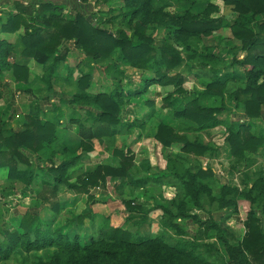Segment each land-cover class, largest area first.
Wrapping results in <instances>:
<instances>
[{"label":"trees","instance_id":"16d2710c","mask_svg":"<svg viewBox=\"0 0 264 264\" xmlns=\"http://www.w3.org/2000/svg\"><path fill=\"white\" fill-rule=\"evenodd\" d=\"M222 1L225 5L232 6L240 15L231 29L233 36L242 43V50L247 52L244 62L240 64L249 68L244 72V80L241 82L235 77L221 76L211 67L218 62V55L215 53L200 55L202 67L197 71L203 75L210 73V81L204 94L221 96L222 99L231 101L234 107L242 105L245 108V120L224 123L231 155L236 159L237 165H243L247 161L248 152L256 153L259 148L264 147V125L258 132L252 131L256 128L254 121H264V21L260 19L264 15V0ZM123 2L125 17L130 23H134L131 33L122 29L112 33L83 13L67 19L63 14L64 5L53 2H43L39 7L33 3L28 6L17 3L18 13H10L2 19L1 30L3 33H16L23 29L20 35V55L24 62L16 61L15 58L12 64L15 48L7 41L0 40V77L10 68L16 83L29 84L32 78L29 63L33 61L42 68L40 80L46 86V91L53 93L58 70L67 59V44L70 42L90 60H106L119 50L122 59L131 66L143 70L152 69L154 76L144 78L143 84L132 93L124 92L122 86L111 93H85L90 86L91 75H84L78 81V87L83 92L74 95L71 102L81 108H90L96 114L89 111L86 119L71 116L68 128H78V136L86 152L92 150L87 145L95 140L108 136L116 141L118 132L122 131L114 133L113 127L122 129L126 125L129 130L132 129L136 123L124 122L120 115L125 99L128 96L143 97L153 85L176 87L163 101L172 119L183 120L187 130L199 133L219 126L217 117L224 107H201L197 99L184 106V98L179 97L187 92L183 87L186 78L182 75L171 76L168 72L182 65L184 57L182 51L171 44L163 45L160 50L154 47V39L147 32L148 24L158 15V12H154V0ZM210 8L216 13L219 11L216 6ZM174 24L177 28L170 32L186 47L184 50L191 60L187 66L191 68L192 60L198 56L197 53H190L191 41L211 36L219 26L216 19L206 20L190 13ZM200 77L199 74L195 75V78ZM2 98L4 93L0 88V99ZM36 106L28 116L24 129L10 136H4L0 130V169L8 168L7 178L10 180L30 186L38 176L36 170L40 169L53 177V184L44 182L43 185L54 194L60 187L76 194H85L91 187L105 184L108 177H126L131 180L130 184L134 189L161 188L162 195L170 203L147 209L144 205L128 202L127 209L131 215L135 211L140 213V222L143 223L153 210H161L162 226L168 233L172 231L177 236L187 234L181 229V223L185 220L193 219L196 223L204 224L194 212H207V199L216 202L221 209L234 204L239 198L257 204L258 208L249 213L248 234L240 245L231 246L222 234L221 226L215 223L211 225L228 246L230 259L227 261L212 246L197 244L179 236L152 237L139 232L133 234L123 228L111 227L108 219H105L98 231L86 238L78 233L73 234L66 226L54 228L52 222H39L36 216L27 214L18 231H3V236L0 237V264L16 256L19 250L27 256L32 252L47 253L46 256L35 255L32 264H264V225L259 216L260 203L264 200L263 179L258 178L254 183H249L244 191L220 183L214 169L205 168L200 161L209 152H216L214 148L191 142L168 123H161L156 140L164 148L179 149L175 161L167 169L157 173L147 171L144 175L135 174L130 177L133 157H130L129 152L125 153V148H116L114 156L120 157L118 167L98 165L94 171L87 172L72 182L68 172L79 164L82 157H69L68 147L65 145L62 146L64 160L60 165L49 161L47 165L39 166V161L43 160L38 154L57 141L56 126L61 124L63 111L52 102L48 110L54 113L55 121H43L39 116L40 109ZM22 148L35 154L37 160L28 159L22 153ZM190 155L195 160L192 161ZM17 162L25 163L28 168L19 169ZM170 191L173 192L172 196L169 195ZM261 210L264 214V209ZM133 218L135 217L131 219Z\"/></svg>","mask_w":264,"mask_h":264},{"label":"rangeland","instance_id":"374dc122","mask_svg":"<svg viewBox=\"0 0 264 264\" xmlns=\"http://www.w3.org/2000/svg\"><path fill=\"white\" fill-rule=\"evenodd\" d=\"M30 1L33 0H28L29 3ZM54 3L64 5L63 14L67 19L83 13L92 17L101 28L112 33L121 29L128 33L132 31L134 23H130L125 17L123 0H55ZM211 6H216L219 9L218 13L212 11ZM153 7L158 15H155L154 20L148 24L147 32L154 39V47L160 50L163 45L171 44L181 50L184 57L182 65L168 72L171 76L182 75L186 78L183 87L187 92L179 97L184 98V106L197 99L201 107H224L217 117L219 126L199 133L187 130L183 120L172 119L163 101L167 95L176 90V87L153 85L143 97L128 96L125 99L120 115L124 122L136 123L132 129L129 130L126 125L122 129L113 127L114 133L122 131L118 132L116 141L107 136L87 145L92 149L91 151H84L81 140L76 134L77 129L66 128L71 116L86 119L89 111L96 114V111L90 108H81L71 102L74 95L83 92L78 87V81L84 75H91L90 86L84 91L85 93H111L118 86H122L124 92L132 93L143 84L144 78L153 77L154 73L152 69L143 70L131 66L122 59L119 50L106 60H90L76 48L73 42H70L67 44L69 50L67 59L58 70L53 93L46 91V86L40 80L43 71H40L39 75H34L32 72L29 84L16 83L10 68L4 71L3 76L0 77V88L4 93V98L0 99L1 132L4 136H10L24 129L25 122L35 105L39 107V116L43 121L54 122L55 115L48 109L51 108L52 102H55L63 111L61 120L63 124L56 126L57 141L52 142L38 154L43 160L39 161V166L47 165L49 161L60 165L64 160L62 146L65 145L68 147L69 157L73 155L82 157L79 164L68 172L72 182L77 181L85 173L94 171L98 165L109 164L118 167L120 157L114 156L116 148H125V153L129 152L130 157H133L130 177L135 174L144 175L147 171L157 173L159 170L167 169L172 161H175V155L179 153V149L164 148L156 140L161 123H168L191 142L203 143L214 148L216 152H209L205 157L200 158V161L205 168L214 169L220 183L244 191L248 184L254 183L256 179L264 180V147L259 148L256 153L248 152L247 161L243 165H237L226 142L228 132L224 123L245 120V108L242 105L234 107L231 101L222 99L221 96L204 94L210 81L208 77L210 73L206 72L203 75L197 71L202 67L200 55L208 56L216 53L218 62L211 66L214 70L221 76L235 77L239 82L244 80V72L249 67L240 63L244 62L247 52L242 50V43L233 36L231 29V25L239 19L240 15L233 10L232 6L225 5L222 0H154ZM187 13L198 15L206 20L216 19L219 26L211 36H203L199 41H191L192 52L190 53L198 55L192 60L191 68L187 66L191 60L184 50L186 47L170 32L171 29L177 28L174 22H179L180 18L185 17ZM260 19L264 21V15ZM14 61L15 58L11 63ZM197 74L201 77L195 78ZM254 123L256 128H253V132H258L264 125L262 119ZM21 151L28 159L37 160V156L30 151L23 148ZM189 158L192 161L195 160L193 155ZM17 164L19 169L28 168L25 163L17 162ZM7 169H0L1 238L3 231H18L27 214L36 216L39 222H52L54 228L66 226L73 234L78 233L86 238L98 231L100 226L104 225L105 219H108L111 227L123 228L133 234L139 232L152 237L179 236L195 241L197 244L212 246L219 250L227 261L230 259L228 246L218 237V231L211 225L215 223L221 226L222 234L231 246L240 245L248 234L249 213L252 209L258 208L257 204L239 198L234 204L221 209L216 202L207 199V212H194L201 217L204 224L196 223L193 219L185 220L181 223V229L187 234L177 236L172 231L168 233L162 226L163 212L161 210H153L143 223L140 222L142 218L140 213L135 211L131 215L127 209L128 202H132L133 205H144L147 209H151L154 205L157 207L170 203L165 200L161 188L134 189L130 184L131 180L126 177H108L105 184L91 187L85 194H76L65 187H60L54 194L43 185L44 182L54 183L53 177L44 171L37 169L38 176L30 186H26L19 181L8 179ZM169 195L172 196L173 192L170 191ZM259 209V216L264 225V214L261 210L264 209V200L261 201ZM118 214L126 215L124 221L119 220ZM130 215L131 218H135L128 220ZM16 253H18L16 256L1 264H32L35 255L46 256L47 254L41 251L32 252L27 256L21 250ZM26 258L27 262H25Z\"/></svg>","mask_w":264,"mask_h":264},{"label":"crops","instance_id":"0c3cea01","mask_svg":"<svg viewBox=\"0 0 264 264\" xmlns=\"http://www.w3.org/2000/svg\"><path fill=\"white\" fill-rule=\"evenodd\" d=\"M11 1L12 0H0V40H5L9 44L14 46L15 53H14V57L11 59V61L14 58H16L17 53H19V55L16 58V61L24 62L22 59V56L20 55V52L22 50V45H21V41H20L21 36L20 35H22L23 29H21L20 32H16V33H3L1 30V21H2V19H5L10 13H18L17 7H16L17 3H22L25 6H28L30 3H33L36 5V7H39V5L42 4L43 2H53L54 3L55 0H49V1H47V0H33L32 2L30 1V3L28 2V0H20V1L14 0L12 2ZM29 67H30L31 71L34 72V75H39L42 72V68L40 66H38L33 61L29 63ZM28 87L30 88V85H28ZM61 124H63V122ZM66 128L67 129H77L76 134L78 136V128H68V126ZM121 216H123V217L121 218ZM125 217H126L125 214H118V218L120 221L125 219Z\"/></svg>","mask_w":264,"mask_h":264}]
</instances>
